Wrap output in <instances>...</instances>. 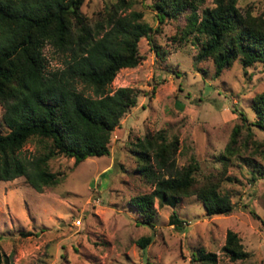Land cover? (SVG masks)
<instances>
[{"label": "rangeland", "instance_id": "374dc122", "mask_svg": "<svg viewBox=\"0 0 264 264\" xmlns=\"http://www.w3.org/2000/svg\"><path fill=\"white\" fill-rule=\"evenodd\" d=\"M116 1L83 0L80 12L93 20ZM122 1L117 15L138 12L141 21L156 28L151 40H139L138 63L120 68L108 86L132 87L136 105L111 132L107 155L77 164L64 156L50 159V171L59 174L56 184L38 192L22 176L0 181V254L11 264H197L191 253L201 249L214 253L216 264H264V132L253 125L249 107L264 91V63L242 67L235 59L214 76L210 59L193 63L201 38L179 37L182 16L158 22L152 0ZM204 5L212 6L211 0ZM235 5L264 18V0H236ZM42 51L46 70L62 66L63 54L48 45ZM234 125H240L238 139L249 134L260 145L248 143L227 154ZM159 131L176 140L175 167L192 156L200 176L222 172L218 190L229 196L231 212L207 216L192 195L173 206L154 201L153 226L140 222L127 200L149 192L151 179L166 173L153 167L154 176L146 180L136 171L132 150L145 135ZM42 149L30 138L19 153L27 157ZM171 212L181 223L168 221ZM226 230L237 234L243 259L230 260L221 250ZM146 235L151 242L140 248L135 241Z\"/></svg>", "mask_w": 264, "mask_h": 264}, {"label": "trees", "instance_id": "16d2710c", "mask_svg": "<svg viewBox=\"0 0 264 264\" xmlns=\"http://www.w3.org/2000/svg\"><path fill=\"white\" fill-rule=\"evenodd\" d=\"M83 0H0V181L22 176L35 191L57 183L59 174L50 171L48 161L57 156L77 164L87 157L108 154V140L122 116L136 105L132 87L109 89L120 68L139 61L138 42L151 40L156 31L141 21V14L117 15L123 3L117 0L110 10L91 20L80 12ZM152 0L158 22L184 18L178 29L181 39L194 35L200 43L193 63L210 59L214 76L235 59L242 67L264 63V18L241 12L236 0ZM64 55L62 66L46 70L44 46ZM158 53V52H157ZM80 86V88H77ZM249 107L253 125L264 132V91L254 95ZM239 115H242L239 113ZM243 125L245 117L241 116ZM240 125L231 129L224 147L227 154L247 146H259L249 134L238 139ZM248 129V128H247ZM30 138L42 144L40 153L22 156L21 146ZM175 138L161 132L145 135L135 153L136 171L146 180L156 170L166 175L151 179L149 192L127 200L142 224L153 226L156 206H173L182 197L194 196L207 216L228 214L233 203L218 190L222 172L198 174L197 161L190 156L175 167ZM230 180L229 177L225 178ZM168 221L181 220L171 212ZM151 236H140L135 243L145 248ZM221 250L230 260L243 259L237 234L226 230ZM197 264H216L215 254L201 249L191 253ZM0 264H11L0 254Z\"/></svg>", "mask_w": 264, "mask_h": 264}]
</instances>
